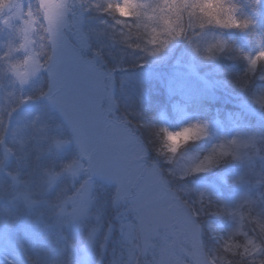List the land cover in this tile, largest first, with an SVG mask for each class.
Segmentation results:
<instances>
[{
  "label": "rangeland",
  "instance_id": "rangeland-1",
  "mask_svg": "<svg viewBox=\"0 0 264 264\" xmlns=\"http://www.w3.org/2000/svg\"><path fill=\"white\" fill-rule=\"evenodd\" d=\"M180 2L220 34L194 33L193 51L145 47L143 32L169 23L164 0L116 5L136 25L113 22L105 0H40L43 25L31 0H0V264H257L264 0ZM176 98L227 103L263 130L226 131Z\"/></svg>",
  "mask_w": 264,
  "mask_h": 264
},
{
  "label": "clouds",
  "instance_id": "clouds-1",
  "mask_svg": "<svg viewBox=\"0 0 264 264\" xmlns=\"http://www.w3.org/2000/svg\"><path fill=\"white\" fill-rule=\"evenodd\" d=\"M128 0H105V3L101 5L102 8H107L108 4L111 3L113 7L110 10L109 18L113 22L126 21L131 22L133 25L137 23L143 24L145 22L144 17L142 16L138 21L136 17H123L120 15L116 5H122L127 3ZM157 4H160V0H156ZM164 2L172 8V12L166 14L169 17V23L161 24L156 23L155 27L160 29L161 31L158 34H153L150 32H143L142 39L140 43L144 44L145 47H150L154 40L167 43L169 46H175L177 44H183L184 47L188 51H193L196 45L197 36L194 33H200L201 31L207 33H217L220 34V29L212 24L204 25L203 28L199 26H194L189 24V22L184 18L185 13L181 12L180 9L184 8V4L180 2V0H164ZM40 0H31V8L32 12L29 14L35 15L37 18V22L40 25L44 24L42 13L39 10ZM191 7V5H189ZM197 7H202V5H197ZM139 11L143 12L144 9L140 8ZM104 15H108V13H103ZM199 15V13H197ZM256 16L260 15L259 6H257ZM119 27V25H117ZM257 27L264 31V24H260L259 20H257ZM39 31V29H38ZM162 38V39H161ZM257 89L264 90V78L257 77L252 85H250L251 91H256ZM195 145H185L184 151L188 156L194 155L196 151ZM254 227V226H253ZM250 236L257 238L258 243L261 247V257L257 264H264V234H260L257 232H252L249 229ZM224 241H220L221 250L223 249ZM229 264H254L252 260L247 258H241L239 255L232 256L230 253L228 254Z\"/></svg>",
  "mask_w": 264,
  "mask_h": 264
},
{
  "label": "trees",
  "instance_id": "trees-1",
  "mask_svg": "<svg viewBox=\"0 0 264 264\" xmlns=\"http://www.w3.org/2000/svg\"><path fill=\"white\" fill-rule=\"evenodd\" d=\"M234 18V17H233ZM240 23L235 20L231 21L232 27L238 26ZM237 43V42H236ZM239 45V44H237ZM243 45L242 48L244 49H251L254 47L250 43L247 44H240ZM148 90V89H147ZM149 98L152 95V93L156 94L157 97L153 100V98H150V101L148 104L150 105L153 103L154 105L159 106L158 110L161 108L164 101L162 100L161 92L158 90H148ZM147 93V94H148ZM160 97V98H159ZM148 98V96H147ZM179 105L183 108V110L189 114L191 117L200 120V121H213L217 120L218 123L221 125L223 129L230 130L232 128H240V129H251L255 131H262L263 127H260L258 124V121L255 118H249L248 116H244L241 111H238L235 109V107H232L231 105L221 102V101H215L210 102L209 100H180L179 98L175 99ZM170 114V112H168ZM150 123L156 124V117L154 115H151ZM169 124L174 129L177 128V124L174 120V118L170 117Z\"/></svg>",
  "mask_w": 264,
  "mask_h": 264
}]
</instances>
